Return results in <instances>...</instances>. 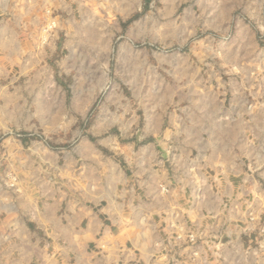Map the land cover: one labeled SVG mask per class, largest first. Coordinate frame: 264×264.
Returning a JSON list of instances; mask_svg holds the SVG:
<instances>
[{
    "label": "rangeland",
    "instance_id": "obj_1",
    "mask_svg": "<svg viewBox=\"0 0 264 264\" xmlns=\"http://www.w3.org/2000/svg\"><path fill=\"white\" fill-rule=\"evenodd\" d=\"M1 3L0 264H264V0Z\"/></svg>",
    "mask_w": 264,
    "mask_h": 264
},
{
    "label": "crops",
    "instance_id": "obj_2",
    "mask_svg": "<svg viewBox=\"0 0 264 264\" xmlns=\"http://www.w3.org/2000/svg\"><path fill=\"white\" fill-rule=\"evenodd\" d=\"M1 2H2V0H0V10L2 7ZM4 5H7V4H4ZM53 207L49 208V212H47L46 215H44V218H42V219L41 218L39 219V217L36 216L35 214L33 216L31 214L33 212L32 209H30L31 212L29 213V215L23 214V215H25V218H24V220L21 219V223L23 224V226H22V229L20 230L21 231L20 234L32 236V235L41 234V232L43 231V234L45 236L54 235V236H62V237L68 236L69 237L71 232L73 231L72 230L73 228L74 229H80L79 223L82 221V219H81L80 214H79L80 216L77 215L79 213V211H78V213H75L72 216L67 214L66 216L60 215L61 217L55 218L53 213H52ZM38 228H40V229H38ZM4 247H5V245L1 246L0 250H2ZM13 250H19V248L14 247ZM26 250L27 251H22V255L26 258V259L24 258V262L23 261H17V262H14L13 264H55L52 262L45 261V258H43V256L40 257L41 258L40 262L34 261V259H32V257H33L32 253H30V256H27V253L29 251L27 248H26ZM56 263L57 264H64V262H61V263L56 262Z\"/></svg>",
    "mask_w": 264,
    "mask_h": 264
}]
</instances>
